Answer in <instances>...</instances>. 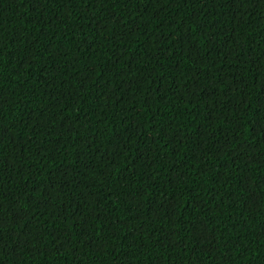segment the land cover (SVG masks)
Instances as JSON below:
<instances>
[{"label":"trees","instance_id":"16d2710c","mask_svg":"<svg viewBox=\"0 0 264 264\" xmlns=\"http://www.w3.org/2000/svg\"><path fill=\"white\" fill-rule=\"evenodd\" d=\"M0 264H264V0H0Z\"/></svg>","mask_w":264,"mask_h":264}]
</instances>
